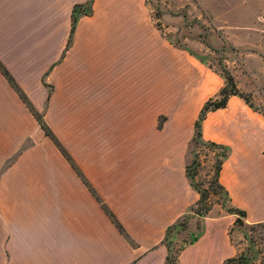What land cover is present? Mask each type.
Returning <instances> with one entry per match:
<instances>
[{
  "label": "crops",
  "instance_id": "1",
  "mask_svg": "<svg viewBox=\"0 0 264 264\" xmlns=\"http://www.w3.org/2000/svg\"><path fill=\"white\" fill-rule=\"evenodd\" d=\"M84 2L0 0V61L82 174L0 72V154L16 153L0 176V264H164L165 230L196 200L185 171L189 143L224 79L163 37L145 0H93L67 46L72 8ZM202 138L229 148L219 181L247 223L264 222V116L230 95L207 113ZM232 221L205 218L179 264L233 256Z\"/></svg>",
  "mask_w": 264,
  "mask_h": 264
},
{
  "label": "rangeland",
  "instance_id": "2",
  "mask_svg": "<svg viewBox=\"0 0 264 264\" xmlns=\"http://www.w3.org/2000/svg\"><path fill=\"white\" fill-rule=\"evenodd\" d=\"M145 8L149 22L163 37L187 49L211 71L219 74L222 66L228 70V66L232 67L241 78L243 87L235 83L239 93L264 116V50L242 52L236 47L253 42L257 48L264 46V0H145ZM163 120L164 116L158 117L159 127ZM2 149L0 147V151ZM188 152L190 160L195 159L189 173L197 168L192 183L187 177L196 191V200L177 218L180 225L164 234L162 243L169 251L165 264H179L181 252L190 245L185 246V243L202 233L205 218L225 215L233 219L227 228V239L235 250L233 256H241L246 264H264V222L247 223L241 218L242 224L235 223L236 215L226 210L225 195L212 184L215 150L189 143ZM15 155L0 154V176ZM198 191L203 192L204 198L201 199ZM197 207L206 211L197 215L191 211Z\"/></svg>",
  "mask_w": 264,
  "mask_h": 264
},
{
  "label": "trees",
  "instance_id": "3",
  "mask_svg": "<svg viewBox=\"0 0 264 264\" xmlns=\"http://www.w3.org/2000/svg\"><path fill=\"white\" fill-rule=\"evenodd\" d=\"M92 3L93 0H86V2L82 4H75L72 8L71 12V31H70V39L67 43V46L71 42V36L73 35L74 28L76 25V22L78 18L82 15H90L92 13ZM0 72L3 74V76L7 79L11 87L15 90V92L18 94L20 99L25 103L27 108L31 111L35 119L37 120L39 126L43 130L44 134L54 143V145L59 149V151L63 154V156L69 161L73 169L80 175L82 176L79 168L75 165L74 161L72 160L71 156L67 153L65 148L61 145L51 128L47 125V123L44 121L43 116L36 112L35 108L31 104V102L28 100L26 97L25 93L23 90L18 86L16 83L15 79L13 76L9 73V71L5 68V66L1 63L0 61ZM223 78H224V85L218 90L217 93H215L213 96H210L205 100L203 105L201 106L197 119L195 121L194 125V134L193 137L190 141V144L193 146L196 145H204L208 148H211V150H215V161H214V166H213V176H212V184H214L220 192H222L225 195L226 201H227V207L226 210L229 214L236 215L235 218V223L237 224H242V219L245 218L246 216V211L243 209H240L233 205L231 202V197L228 193V191L225 189V187L220 183L219 181V174L221 170V166L223 164V161L225 158L228 156L229 153V148L226 145L219 144L213 141H206L202 138V122L204 118L206 117L207 113L209 111L216 110L218 108L225 107L227 104V99L230 95H237L241 97L250 107H253L250 102L241 94L239 93L232 74L229 72V70L225 67L222 66V71L219 73ZM195 163V159L191 158V160L186 164L185 166V171L187 177L191 180V183L193 181V178L197 174V168H194L192 173H189V170L191 168V165ZM83 181L85 182V185L89 188L93 196L96 198V200L99 202L101 205L102 209L105 211L109 219L112 221V223L117 227V229L125 236L127 237V234L125 233L122 225L120 222L117 220L116 216L114 213L107 207V205L103 202V200L98 196L96 193L95 189L89 184L83 177ZM201 195V199L204 198L203 192L198 191ZM198 204V203H197ZM191 211L197 215H201L204 213L206 210L205 208H191ZM185 218V217H184ZM180 220L177 219L174 223L169 225L166 228L165 234H168L171 229L175 228L177 225H180ZM183 226V225H182ZM201 233H199L197 236L193 237L192 240L188 241L185 243V246L188 244L193 243L194 241L197 240V238L200 236ZM184 246V247H185ZM182 247L181 251L184 249ZM169 260V251L167 249V255L165 258L164 264ZM246 264L241 256H231L228 257L224 260L223 264Z\"/></svg>",
  "mask_w": 264,
  "mask_h": 264
},
{
  "label": "built area",
  "instance_id": "4",
  "mask_svg": "<svg viewBox=\"0 0 264 264\" xmlns=\"http://www.w3.org/2000/svg\"><path fill=\"white\" fill-rule=\"evenodd\" d=\"M263 21H264V18H263Z\"/></svg>",
  "mask_w": 264,
  "mask_h": 264
}]
</instances>
